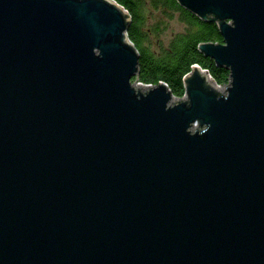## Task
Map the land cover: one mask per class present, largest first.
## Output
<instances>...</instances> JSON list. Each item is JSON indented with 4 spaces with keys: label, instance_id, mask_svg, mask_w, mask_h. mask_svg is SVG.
Listing matches in <instances>:
<instances>
[{
    "label": "water",
    "instance_id": "95a60500",
    "mask_svg": "<svg viewBox=\"0 0 264 264\" xmlns=\"http://www.w3.org/2000/svg\"><path fill=\"white\" fill-rule=\"evenodd\" d=\"M175 1L226 85L140 83L115 0H0V264H264V0Z\"/></svg>",
    "mask_w": 264,
    "mask_h": 264
},
{
    "label": "trees",
    "instance_id": "16d2710c",
    "mask_svg": "<svg viewBox=\"0 0 264 264\" xmlns=\"http://www.w3.org/2000/svg\"><path fill=\"white\" fill-rule=\"evenodd\" d=\"M130 14L127 35L138 53V80L143 84L164 82L176 98L184 95L183 76L196 64L208 71L216 84L226 85L229 71L215 66L212 59L198 50L200 42L221 43L215 22L203 21L175 0H115ZM148 7L151 15L145 14ZM157 12L161 16L157 17ZM176 15V17H174ZM154 21L148 24V20ZM175 18L181 25L166 39L164 32ZM136 75L131 79L135 81Z\"/></svg>",
    "mask_w": 264,
    "mask_h": 264
},
{
    "label": "rangeland",
    "instance_id": "374dc122",
    "mask_svg": "<svg viewBox=\"0 0 264 264\" xmlns=\"http://www.w3.org/2000/svg\"><path fill=\"white\" fill-rule=\"evenodd\" d=\"M146 1V0H145ZM145 14L146 15H151L150 14V11H149V9H148V7H146V9H145ZM157 17H160L161 16V14H160V12H157V15H156ZM174 17H176V15L174 16ZM154 21V18H150L149 20H148V24H150V23H152ZM181 29V25L178 23V21L175 19V18H173V19H171L170 21H169V25H168V29L164 32V34H163V38L164 39H166L167 37H169L170 36V34H171V31L172 30H174V31H178V30H180ZM201 68V67H200ZM202 69V68H201ZM133 83H134V81H133Z\"/></svg>",
    "mask_w": 264,
    "mask_h": 264
}]
</instances>
